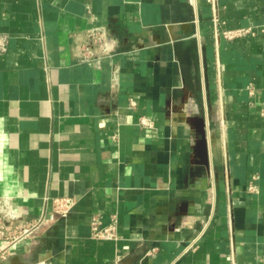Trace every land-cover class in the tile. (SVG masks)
Masks as SVG:
<instances>
[{
  "label": "crops",
  "instance_id": "obj_1",
  "mask_svg": "<svg viewBox=\"0 0 264 264\" xmlns=\"http://www.w3.org/2000/svg\"><path fill=\"white\" fill-rule=\"evenodd\" d=\"M0 45V260L264 264V0H0Z\"/></svg>",
  "mask_w": 264,
  "mask_h": 264
},
{
  "label": "built area",
  "instance_id": "obj_2",
  "mask_svg": "<svg viewBox=\"0 0 264 264\" xmlns=\"http://www.w3.org/2000/svg\"><path fill=\"white\" fill-rule=\"evenodd\" d=\"M255 31L250 28H239V29H225L222 31L224 37L228 39L241 37L247 34H254ZM86 43L83 44L81 53L79 56L85 61H95L100 62L102 56L111 54L115 50L114 45L111 42V37L100 27H92L87 33ZM3 45H0V49H3ZM99 49V53L96 52ZM131 105L135 104V101L131 99ZM139 124L144 127H149L152 125V121L147 117H142ZM249 190L256 189V185L252 182L248 186ZM74 206V199L72 197H55L52 199V211L49 215L48 220L55 221L60 217L67 216L72 207ZM19 217L14 213L10 207L9 203L6 201H0V237L5 236V233L9 225ZM91 235L96 239H116L118 238V232L116 227V218L113 217V221L108 225H102L101 219L99 217H93L91 220ZM197 239H195L187 249L194 247ZM155 250V248H153Z\"/></svg>",
  "mask_w": 264,
  "mask_h": 264
},
{
  "label": "water",
  "instance_id": "obj_3",
  "mask_svg": "<svg viewBox=\"0 0 264 264\" xmlns=\"http://www.w3.org/2000/svg\"><path fill=\"white\" fill-rule=\"evenodd\" d=\"M0 264H11L8 262V260H0Z\"/></svg>",
  "mask_w": 264,
  "mask_h": 264
}]
</instances>
